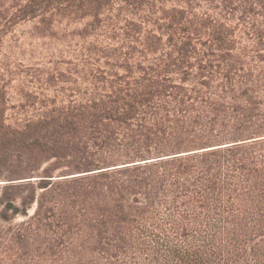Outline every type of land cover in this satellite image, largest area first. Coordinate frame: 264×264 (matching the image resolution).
I'll return each instance as SVG.
<instances>
[{"label": "trees", "instance_id": "16d2710c", "mask_svg": "<svg viewBox=\"0 0 264 264\" xmlns=\"http://www.w3.org/2000/svg\"><path fill=\"white\" fill-rule=\"evenodd\" d=\"M0 264H264V0H0Z\"/></svg>", "mask_w": 264, "mask_h": 264}, {"label": "rangeland", "instance_id": "374dc122", "mask_svg": "<svg viewBox=\"0 0 264 264\" xmlns=\"http://www.w3.org/2000/svg\"><path fill=\"white\" fill-rule=\"evenodd\" d=\"M28 27V25H25V28H27Z\"/></svg>", "mask_w": 264, "mask_h": 264}]
</instances>
